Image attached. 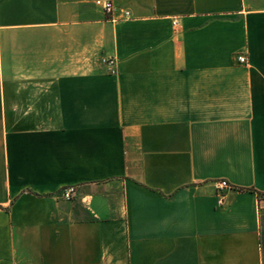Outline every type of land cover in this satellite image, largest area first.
I'll return each instance as SVG.
<instances>
[{
    "label": "crops",
    "instance_id": "0c3cea01",
    "mask_svg": "<svg viewBox=\"0 0 264 264\" xmlns=\"http://www.w3.org/2000/svg\"><path fill=\"white\" fill-rule=\"evenodd\" d=\"M94 1L0 0V264H264V0Z\"/></svg>",
    "mask_w": 264,
    "mask_h": 264
},
{
    "label": "built area",
    "instance_id": "2783aa9c",
    "mask_svg": "<svg viewBox=\"0 0 264 264\" xmlns=\"http://www.w3.org/2000/svg\"><path fill=\"white\" fill-rule=\"evenodd\" d=\"M94 5L100 8L106 14H111L113 12V5L110 0H95ZM129 16L130 14L127 11H122L120 13L119 19H127L129 18ZM172 25L174 27L177 26V21L175 19L172 21ZM236 61L239 64H244V65L246 64V59L243 56H237ZM104 64L109 67L108 70L110 73L115 72V68H114L115 62L113 59L105 60ZM214 188L217 195V204L220 205L222 203L225 193L231 190L232 186L225 180H218L214 182ZM74 194H75L74 187H65L60 190L59 197L64 200L70 201L74 197ZM257 200L259 201L264 200V193L259 194L257 196Z\"/></svg>",
    "mask_w": 264,
    "mask_h": 264
}]
</instances>
